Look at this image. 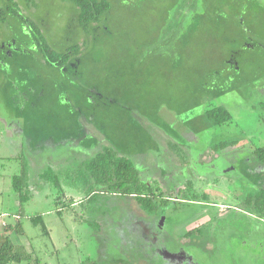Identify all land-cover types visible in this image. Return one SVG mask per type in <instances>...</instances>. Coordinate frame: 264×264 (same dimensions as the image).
Listing matches in <instances>:
<instances>
[{"label":"rangeland","instance_id":"374dc122","mask_svg":"<svg viewBox=\"0 0 264 264\" xmlns=\"http://www.w3.org/2000/svg\"><path fill=\"white\" fill-rule=\"evenodd\" d=\"M11 1L27 2L34 24L54 49L82 47L74 56L75 66L49 67L36 53L33 37H21L23 30L27 32L21 23L0 21V61L7 63L0 71L15 64L18 72L22 52H30L25 59L33 63L27 73H17L21 79L9 76L10 69L7 75L0 73V133L5 134L0 136V217L12 223L15 214H25L23 234L10 236L32 256L31 262L21 264H264V221L243 202L247 192L259 186L255 182L259 173H264L262 167H254L251 156L255 144L264 145V0H110V23L95 25L101 27L97 34L91 26L85 32L79 26L71 1ZM5 7L6 0H0V9ZM121 35L137 39L130 45L138 55L123 65L103 62L115 51L110 43ZM175 36L192 39L187 46H177ZM201 66L202 74L196 75ZM120 73L125 74L119 76L122 80L114 76ZM105 87L120 89L131 106L118 102L119 107L143 125L149 146L133 148L131 160L144 181L158 180L162 188L158 193L166 195L178 194L190 182L189 194L213 193V200L223 203L224 195L218 193L222 190L239 202H229L225 211L205 205L203 214L194 202L185 209L171 202L159 211L161 216L145 212L134 197L125 195L107 193L88 202L86 190L80 193L63 180V190L77 202L73 206L68 202L57 214L55 191L49 185L38 187L37 174L50 166L66 169L78 164L98 148L89 152L81 147L84 136L74 127L67 130L75 136L68 139L72 144L63 137L56 141L59 133L51 132L48 140L58 142L57 148L42 142L30 148L23 132L35 123L52 131L58 119L62 125L79 121L99 143H108L95 121V113L97 121L106 117L101 104L115 109L116 101L103 95ZM143 97L153 100L145 104ZM8 98L26 111L22 122L10 111ZM213 107L229 110L232 120L213 126L204 117ZM107 122L112 136L131 139L126 128L114 131L118 126L113 116ZM7 128L11 135L5 133ZM222 140L237 143L214 151L213 145ZM26 160L32 195L28 203L20 204L12 175ZM27 214H43L49 235ZM214 215L217 219L210 221ZM196 227H204L201 236H185Z\"/></svg>","mask_w":264,"mask_h":264},{"label":"trees","instance_id":"16d2710c","mask_svg":"<svg viewBox=\"0 0 264 264\" xmlns=\"http://www.w3.org/2000/svg\"><path fill=\"white\" fill-rule=\"evenodd\" d=\"M68 1H71L77 8V22L84 32L89 31V28L91 26L92 32L97 34V32L101 30V27L103 25L102 22H105L106 20L109 21V13L111 8L110 0ZM11 11L12 8H9V6L0 9L1 23L6 22L9 19ZM201 17H204V15ZM20 23L21 26H23L24 24V26L27 27V32H24L25 30H23L21 33L20 31L21 37L24 39H28L31 36L33 37V42L37 45L36 53L40 56L41 62H43V64L55 68H62L71 64H73V66L76 65V63H73V59L74 56L82 50V47L79 44L71 46L64 50H56L51 45H49L44 34H42L41 29L37 28L33 21H30V24H28L26 19L20 16ZM98 24L101 27L95 26ZM102 34L103 33H101V35ZM109 35L112 36V33H110ZM191 39H183L182 36H175L174 42L177 46L179 45V43H181L183 46H187L191 42ZM130 42L136 43L137 39L135 37H128L125 35L118 36L114 41L110 43L113 45L112 47L113 49H115V51L109 52L103 62H107L108 60H115L112 65L114 66L119 63L123 65L124 63L122 62L128 58L134 60V58L138 55V52L133 50ZM23 53L24 52L19 54L23 57H20V59H18V63H16L19 66L18 72H16L14 64L11 65V67H5V70L1 69L0 73L7 75V69H10L9 76L15 75L17 77L19 76V74L20 76H22L24 73H27V67L33 65V63L31 61H28V59H25L26 57L31 56L30 52H26L25 54ZM180 54L181 58L183 59L184 50L180 52ZM4 64L7 65V63H1L0 61V66H4ZM202 72V66L196 67V75H201ZM20 76L19 78L21 79ZM114 76L116 79L122 80L120 77H124L125 74L120 73L119 75L117 74ZM6 84H11V82L9 81ZM106 85H109L108 81ZM105 89L106 90H103V95L107 100L111 99L116 101V104L114 103L115 109H111L112 105L107 104L106 106L104 104H101L99 108H104L102 111L103 114H105V112L107 111L105 114L106 117L104 119L101 118L99 121H97L96 118L98 117V114L95 113V121L100 125L97 126L99 127L98 130L105 137L108 143H99L97 138L91 136L86 132L84 125L79 121L77 123L75 121V123H72L70 125L66 121H64L62 125V120L58 119L56 123L52 124V131L49 130L48 127H38L39 124H41V126H46L42 123H35L34 125L36 127L30 126L28 130H26V133L23 132L26 137V141H31L29 145L33 144L32 146L33 148H35L36 146L34 145H36V142H42L41 145L47 142V140L51 137V132L53 131L58 132L60 135H55L56 141L60 140L59 138L63 137L64 139L67 138V140H65L66 143H69L71 141L72 144V140L68 141V139H71L75 136L73 134L70 135L67 130L70 131L74 127L73 129H76L77 132L81 133L82 137L84 136V138L80 142L81 147L89 152H92L94 149L96 150L98 148L97 152L94 155L82 160L78 164L69 166L66 169H55L50 166L37 174L36 179L38 183L36 184H38V187L48 184L50 186V189H53L55 191V197L53 200L56 207V213L60 214L62 212V209L69 205L67 204L68 202H71V206L75 205L77 202L74 195L68 196L65 190H63V180L75 186L80 193H83V191L86 190L87 194L85 198L88 202L92 199H95L97 196L107 193L125 195L128 197H134L141 208L145 212H148L150 214H160L159 211L165 206L169 205L171 202L177 205V207H181L182 209H185L188 205L187 203L189 202H194L196 205L201 203H212L213 195H211V193L209 192H195L193 194L187 193L186 191L190 188V182L185 183L181 187V190L178 192L181 196L178 200H176L173 194L166 195L162 192L158 193L159 191H162V188L160 186L161 183L158 180L144 181L142 179L138 167L135 165L133 160H131V157H133V153L131 151H133V148L144 150L149 146L147 137L143 135V125L139 122V120L134 118L133 115V117H131V115L128 114L129 110L124 109L122 106L119 107L118 102H124L131 106V103L124 99V94L120 89L117 88L112 91L107 87H105ZM108 94L115 95L116 97L105 96ZM143 98L142 100L145 104H148V101L153 100L148 97ZM9 103L11 105L10 111L12 112L13 116L22 122V119L28 116L26 111L21 109V107L16 108L12 99H9ZM143 113L145 115L147 114L146 109L143 111ZM111 116H113L114 121L118 126L116 129L113 128L114 131L120 128H126L128 132L131 131L130 140L127 136L123 137L122 135L119 136L116 134L112 136V130L108 129V127L110 128L111 126H108V122V124H106V120ZM204 117H206V119L213 126H220L232 120V114L224 107L208 108L204 113ZM78 137H80V134L78 135ZM55 140H52L54 142L53 147L57 148L58 146H56V144L58 142H55ZM235 143H237V141L222 140L219 143L214 144L212 149L217 152L219 150L224 151L225 148L232 146ZM150 144L151 146L155 147V143L150 142ZM251 153V156L256 160V165L254 167H262L264 169V145L255 144L252 148ZM28 166L29 163L26 160V162H24V164L21 166L18 173L12 175V186L14 192L19 197L20 204L28 203L32 195L28 191L30 186V170ZM231 170L233 171V169ZM259 176V179H255V182H258L259 186L254 191L247 192L246 196L243 199V202L251 204L255 209L259 219L261 221H264V173H259ZM38 187L35 188L34 186V190L41 189ZM25 190H27L26 193H24ZM179 204H183V207L179 206ZM198 212H200V214H203V212H201L200 210ZM160 215L162 216V214ZM24 216L25 214L23 213L15 214V222H5L4 226H0V264H21L23 262L28 263L32 261V256L27 250L26 246L23 244H15L10 239V236L13 232H16L17 234H23L21 220ZM27 218L30 219L34 224H40L43 233L45 235H49V230L44 222L43 214H27ZM210 218V221H212L214 219H217V216L214 215ZM203 231H205L204 227L192 228L185 233V236H201L203 234Z\"/></svg>","mask_w":264,"mask_h":264},{"label":"flooded vegetation","instance_id":"af4514ba","mask_svg":"<svg viewBox=\"0 0 264 264\" xmlns=\"http://www.w3.org/2000/svg\"><path fill=\"white\" fill-rule=\"evenodd\" d=\"M6 6H9V8H12V11L10 12V15H9V17H10L9 18V21L15 20L16 21V24H20V16H22L24 19H26L27 23L30 24V21H33L34 22L35 19H36V18H31L30 9L28 8L27 2L26 3L25 2H22L21 5H20L19 3L18 4H14L11 0H6ZM25 12H27L28 17L25 15ZM6 24L9 25L10 23L6 22ZM23 27H24V29L27 28L26 26H24V24H23ZM3 48H4V50L7 51L6 47H3ZM1 63H2V61H1ZM227 148H225L224 151ZM226 153H228V152L226 151ZM218 193L224 195V198L225 199H222L223 203L215 202V200H212V203H210V204H206V203L203 204V203H201L199 205H201V208H203V209H199V210L200 211L201 210H204V206L205 205H214V206H217V207H221L222 209H220V210L225 211V209L228 208L229 205H230L229 202L236 203V204L239 202V199L237 197H235V196L229 197L230 194H228V193H226V192H224L222 190H220ZM219 194H217V195H219ZM211 195H213V193H211ZM173 196L176 198V200H178L181 195H180V193H178V194H173ZM228 199H229V201H226Z\"/></svg>","mask_w":264,"mask_h":264},{"label":"crops","instance_id":"0c3cea01","mask_svg":"<svg viewBox=\"0 0 264 264\" xmlns=\"http://www.w3.org/2000/svg\"><path fill=\"white\" fill-rule=\"evenodd\" d=\"M6 131H5V133H8V134H10L11 135V133L13 132H11V130H9L8 128L7 129H5ZM14 131H19V129H18V127H17V129L15 128L14 129ZM87 132V131H86ZM93 134H95V132L93 133ZM4 133L3 132H1L0 133V136H3V138H4ZM93 137H95V136H93ZM29 142V144L31 143V141H28ZM53 144H54V142L52 141V140H47V142H45L43 145H48V146H53ZM33 145V144H32ZM32 145H28L30 148H33V146ZM41 145V144H40ZM76 145H78V143L76 142ZM34 146H36V147H38L37 145H34ZM72 146H75V145H72ZM39 147H43V146H39ZM93 151H95V149L93 150ZM92 151V152H93ZM45 185H48V184H45ZM44 187H46V186H44Z\"/></svg>","mask_w":264,"mask_h":264},{"label":"built area","instance_id":"2783aa9c","mask_svg":"<svg viewBox=\"0 0 264 264\" xmlns=\"http://www.w3.org/2000/svg\"><path fill=\"white\" fill-rule=\"evenodd\" d=\"M5 225V221L2 220V218L0 217V226H4Z\"/></svg>","mask_w":264,"mask_h":264}]
</instances>
